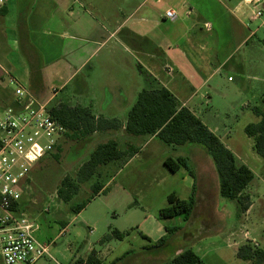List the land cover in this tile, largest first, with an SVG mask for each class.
I'll list each match as a JSON object with an SVG mask.
<instances>
[{
	"label": "crops",
	"instance_id": "crops-1",
	"mask_svg": "<svg viewBox=\"0 0 264 264\" xmlns=\"http://www.w3.org/2000/svg\"><path fill=\"white\" fill-rule=\"evenodd\" d=\"M212 1L5 0L0 11V109L13 105L15 89L24 87L49 106L54 102L88 107L96 118L119 120L122 124L119 130L93 134L101 136L97 146L115 141L121 151L134 148L138 152L131 158L98 168L97 175H101L99 179L104 185L99 195L105 193L117 175L140 157L144 147L136 144L158 139L156 136L136 137L126 132L129 112L141 91L153 85L166 87L177 98L179 107L190 109L217 135L218 128L211 126L202 110L205 104L213 102L212 82L222 70L234 71L242 67L241 62L245 60L234 61L235 56L242 52L257 30L250 34L247 31L250 13H247L244 0L234 9H241L244 17L239 18L228 10L229 15H216L215 10L211 11ZM170 10L176 14L174 19L166 18ZM223 18L230 26H223L225 31L221 32L225 36L217 42L220 48L217 52L209 48L208 34L212 33L213 23ZM233 23L240 28H234ZM138 65L147 71L152 81L139 71ZM229 80L233 81L231 77ZM65 90L72 91L63 97ZM219 138L232 150L222 137ZM186 148H189L188 153L183 151L185 156L179 157L192 158L189 151L195 150V146ZM177 173L182 174L186 181L184 189L189 192L188 197L182 199H189L195 178L183 168L173 174ZM197 181L196 178V185L200 186ZM155 222L154 236L143 233V240L152 245L163 236H170L164 244L170 246L178 237L175 234L171 237L165 225L158 220ZM60 224V232L52 241L54 246L71 226L70 222L61 221ZM109 239L106 241L110 242ZM66 250L68 254L63 256L69 264L81 258L73 249ZM182 251L179 249L178 253ZM194 251L199 255L202 248L198 246ZM130 252V249L125 250L120 257L113 258V262ZM114 253L108 248L106 254L101 251L98 255L106 264Z\"/></svg>",
	"mask_w": 264,
	"mask_h": 264
},
{
	"label": "rangeland",
	"instance_id": "rangeland-1",
	"mask_svg": "<svg viewBox=\"0 0 264 264\" xmlns=\"http://www.w3.org/2000/svg\"><path fill=\"white\" fill-rule=\"evenodd\" d=\"M241 2L243 0H213L211 11L215 10L219 16L230 12L238 18L244 17L241 9L234 10ZM247 11L250 13L247 31L250 34L257 30V34L234 59L245 61L241 62V68L222 70L216 76L212 82L215 91L211 90L213 102L205 104L202 110L211 126L218 128L217 135L232 148L239 163L249 165L255 173V179L243 192L250 197V208L240 212L236 201L221 196L216 166L206 148L187 144L174 150L159 139H149L136 144L144 147L140 157L132 160L110 183L109 189L76 216L70 207L89 198L93 185L103 184L99 179L101 175L81 185L70 203L63 202L57 191L65 178L76 180L78 169L89 159L101 136L75 141L66 134L58 144L60 147L57 145L33 166L22 199L25 215L39 226L36 236L42 242L52 243L60 232L61 221L71 223L67 233L55 241V246L52 245L54 260L45 257L36 264H69L63 256L68 254L66 249H73L78 256L87 259L92 250L106 254L108 248L115 253L106 264H163L176 257L179 249L192 247L195 250L198 246L202 248L199 256L205 264H255V261H243L237 256L238 249L244 245L264 251V159L254 151L253 140L245 133L247 125L259 121L252 108L259 106L264 110V30L259 21L251 20L248 6ZM232 19L235 18L232 16ZM213 25L212 33L208 34V46L218 52V43L225 36L221 30L230 23L223 18ZM233 27L240 28L236 23ZM71 91L65 90L63 97ZM55 104L53 102L50 107ZM191 145L195 150L189 151L193 158L189 157L190 164L200 185L197 184L198 204L193 221L184 222L181 217L162 219L159 211L168 205L170 194L176 193L181 198H187L189 194L184 189L186 181L182 174L170 172L164 158L176 159L183 151L188 153L186 147ZM157 220L165 228L182 227L175 233L178 238L168 247L153 246L154 243L151 246L141 236L143 233L154 236ZM115 229L130 234L124 241L112 237L110 242L102 243ZM129 249L131 252L125 258L113 262V258Z\"/></svg>",
	"mask_w": 264,
	"mask_h": 264
},
{
	"label": "trees",
	"instance_id": "trees-1",
	"mask_svg": "<svg viewBox=\"0 0 264 264\" xmlns=\"http://www.w3.org/2000/svg\"><path fill=\"white\" fill-rule=\"evenodd\" d=\"M138 67L139 71L150 80L151 76L147 71L141 65ZM252 110L259 121L247 125L245 133L253 140L254 151L264 159V110L259 106H254ZM51 113L53 118L68 130L67 134L75 141L80 139L86 141V139H91L96 132L115 131L122 127L119 120L96 118L88 107L61 103L52 106ZM126 132L136 137L156 136L165 145L172 148L187 144L203 146L215 163L221 196L236 201L240 212H246L250 208V197L244 195L243 192L255 179L253 170L247 165L239 163L233 151L204 124L201 118L197 117L187 107H179L177 98L166 87L153 85L152 88L140 92L135 105L129 112ZM137 152L138 150L134 148L121 151L115 141L99 144L89 159L78 169L76 180L67 177L62 181L61 187L57 191L59 198L65 203H70L78 194L81 185L89 182L97 175L100 166L116 160L131 158ZM164 164L172 173H176L182 168L185 169L195 178V182L189 199H182L176 193L170 194L167 198L168 205L160 209L159 217L162 219L181 217L184 222H190L198 204L196 175L192 170L190 161L186 157L176 159L168 157ZM103 188L104 185L101 183L93 185L89 198L72 205L71 211L79 214L99 195ZM165 229L168 235H173L181 230V227H166ZM128 235V233H122L115 229L110 236H106L101 242L103 243L112 237L122 241ZM167 237L163 236L153 246L161 247L166 243ZM237 256L243 261H255V264L264 263V251L251 245L241 246ZM71 264H103V262L99 258L98 252L92 250L87 259L79 258ZM163 264L205 263L192 247H188L178 256Z\"/></svg>",
	"mask_w": 264,
	"mask_h": 264
},
{
	"label": "built area",
	"instance_id": "built-area-1",
	"mask_svg": "<svg viewBox=\"0 0 264 264\" xmlns=\"http://www.w3.org/2000/svg\"><path fill=\"white\" fill-rule=\"evenodd\" d=\"M251 20L264 30V0H244ZM5 0H0V11ZM176 14L166 12L167 19ZM13 105L0 109V264H36L48 257L52 243L40 241L38 225L23 207L26 182L33 166L59 144L68 130L55 120L51 107L29 88L15 89Z\"/></svg>",
	"mask_w": 264,
	"mask_h": 264
}]
</instances>
